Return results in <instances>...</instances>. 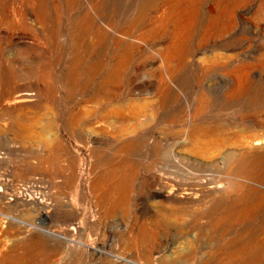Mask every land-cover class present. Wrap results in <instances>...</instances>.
I'll list each match as a JSON object with an SVG mask.
<instances>
[{"label": "rangeland", "instance_id": "obj_1", "mask_svg": "<svg viewBox=\"0 0 264 264\" xmlns=\"http://www.w3.org/2000/svg\"><path fill=\"white\" fill-rule=\"evenodd\" d=\"M0 102V264H264V0H0Z\"/></svg>", "mask_w": 264, "mask_h": 264}, {"label": "bare ground", "instance_id": "obj_2", "mask_svg": "<svg viewBox=\"0 0 264 264\" xmlns=\"http://www.w3.org/2000/svg\"><path fill=\"white\" fill-rule=\"evenodd\" d=\"M98 16V15H97ZM104 24V23H103ZM103 24H102V26H103ZM105 28V27H104ZM132 47V46H131ZM120 57H123V56H119V58ZM120 59H122V58H120ZM119 61V60H118ZM122 61V60H121ZM123 62V61H122ZM117 64V63H116ZM115 65V64H114ZM118 65V64H117ZM119 65H121L120 63H119ZM121 67H123L122 65H121ZM118 69V68H117ZM123 69V68H122ZM153 70V69H152ZM156 70V69H155ZM50 71V70H49ZM114 71V70H113ZM118 71V70H117ZM119 72H120V70H119ZM115 73V72H114ZM114 73H112V75L114 74ZM48 74H51V72H49ZM117 74V73H116ZM116 74L115 75H113V76H116ZM93 76H95V75H93ZM97 77V76H96ZM164 77H166V76H163L162 75V77L161 78H163V85H164V88L166 89V87H168L167 86V80H168V76H167V80L164 78ZM19 79V78H18ZM49 79V78H48ZM107 79H109V78H107ZM119 79V78H118ZM164 79H165V81H164ZM51 80V79H50ZM116 81H118V80H115V82ZM162 81V80H161ZM104 82V81H103ZM17 83V82H16ZM113 83V82H112ZM150 83V82H149ZM18 84V83H17ZM116 84V83H115ZM166 84V85H165ZM16 85V84H15ZM110 85H112V84H110ZM113 85H114V83H113ZM119 85V84H118ZM146 85V84H145ZM162 85V84H161ZM169 86H170V84H168ZM154 83L153 84H150V87L151 88H154ZM157 86H159L160 87V85H157ZM163 87V86H162ZM171 87V86H170ZM109 88H110V86H109ZM113 87H111V89H112ZM157 88V87H156ZM98 90V89H97ZM106 90V89H105ZM7 91V90H6ZM5 91V92H6ZM10 91V90H9ZM8 91V92H9ZM112 90H110V92H111ZM117 92H115V93H117L118 94V89L116 90ZM161 91V90H160ZM34 92V91H33ZM33 92H30V91H25V92H17V95H15V96H11L12 98L14 97V99H12V100H16V102L18 101V102H23V101H31V100H33L34 99V94L35 93H33ZM159 92V91H158ZM100 93V92H99ZM112 93H113V91H112ZM7 94V93H6ZM6 94H4L5 96H6ZM16 94V93H15ZM109 95V94H108ZM166 95V94H165ZM8 96H9V93H8ZM115 96V95H114ZM11 97H9V98H11ZM117 97V96H116ZM118 97H119V95H118ZM8 98V97H7ZM106 98H107V96H106ZM106 98H104V99H106ZM108 98H109V96H108ZM113 99H115V98H112V100ZM9 100V102L11 101V99H8ZM110 100H111V98H110ZM98 101V100H97ZM107 101V100H106ZM1 102H2V99H1ZM0 102V103H1ZM4 102H7L6 100H4ZM12 102V101H11ZM14 102V101H13ZM104 102H105V100H104ZM3 103V102H2ZM94 103V102H93ZM92 103V104H93ZM162 103V102H161ZM161 103L159 104V106L161 107L162 105H161ZM104 104V103H103ZM103 104H101V106L103 105ZM4 105H5V103H4ZM7 105V104H6ZM9 105V104H8ZM11 105V104H10ZM99 106V105H98ZM159 106L157 105V106H154L155 107V109H158L159 108ZM4 107V106H3ZM8 107V106H7ZM108 107V106H107ZM146 107V106H145ZM2 108V107H1ZM0 108V109H1ZM109 110L111 109V110H113L111 107L110 108H108ZM117 111H116V113L118 114V115H122V113H120L121 111H119L120 109L119 108H115ZM159 110V109H158ZM1 111H2V109H1ZM9 111V110H8ZM107 111V110H106ZM105 111V112H106ZM123 111V110H122ZM94 112V111H93ZM99 112H101V110L99 111ZM114 112V111H113ZM5 113H7V112H5ZM10 113V112H9ZM80 112H78L77 114H79ZM97 112H95V114H96ZM106 113H108V112H106ZM100 114V113H99ZM9 115V114H8ZM7 115V116H8ZM70 115V114H69ZM113 115H115L114 113H113ZM126 114H123V116H125ZM6 117V116H5ZM118 117V116H117ZM75 118H76V116H75ZM96 119V118H95ZM102 119H104V117H99V119H97L96 120V123L98 122V121H103ZM108 121V120H107ZM120 121H122V120H120ZM124 121V120H123ZM126 121V120H125ZM124 121V122H125ZM95 122V121H94ZM104 122V121H103ZM77 123V122H76ZM120 123V122H119ZM126 145H128V144H126ZM119 153H120V151H119ZM64 158H62V160H63ZM29 161V160H28ZM32 161V160H31ZM55 161V160H54ZM108 161V160H107ZM36 162H37V160H36ZM99 163V162H98ZM120 165V164H119ZM122 165V164H121ZM118 167V166H117ZM112 170V169H111ZM117 170V169H116ZM107 173V172H106ZM106 175V174H105ZM104 175V176H105ZM103 176V175H102ZM101 177V176H100ZM100 179V178H99ZM100 182V181H99ZM163 186V185H162ZM157 187V186H156ZM168 188V187H167ZM163 191H165L164 193L166 194V195H171V194H174L176 191H175V189L174 188H171V189H164ZM159 193V192H158ZM183 194H185V193H183ZM185 196V195H184ZM42 199V198H41ZM43 200V199H42ZM44 201V200H43ZM50 209V208H49ZM45 215V214H44ZM46 216V215H45ZM163 224H164V222H163ZM170 224V223H169ZM168 226V225H167ZM75 227V226H74ZM73 227V228H74ZM67 236V235H66ZM227 259V258H226ZM229 262V261H228ZM230 263V262H229ZM203 264V263H202ZM208 264H213V263H208ZM215 264H224V259H223V257H219L218 258V260H216V262H215ZM226 264H228V263H226Z\"/></svg>", "mask_w": 264, "mask_h": 264}]
</instances>
